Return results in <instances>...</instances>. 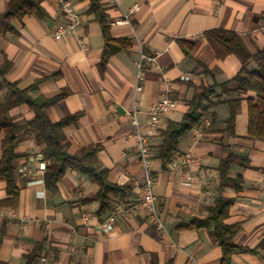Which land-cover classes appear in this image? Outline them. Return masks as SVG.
<instances>
[{
	"label": "crops",
	"instance_id": "crops-1",
	"mask_svg": "<svg viewBox=\"0 0 264 264\" xmlns=\"http://www.w3.org/2000/svg\"><path fill=\"white\" fill-rule=\"evenodd\" d=\"M9 1L0 0V16ZM71 2L80 23L74 34L59 39L53 30L65 16L58 0H41L38 13L14 17L9 24L0 17V67L11 62L6 79L29 89L32 100L63 93L46 113L52 121L79 114L64 127L69 152L100 144V166L108 169L110 181L130 186V194L144 177V168L128 113L137 108L144 122L160 96L172 98L174 108L162 117L151 139L153 192L164 228L157 229L141 214H119L105 230L101 222L110 211L98 214L99 202L88 201L98 187L76 168L66 170L55 191L48 189L40 165L47 166L49 160L36 132L29 129L15 148L16 195L0 175V264H26L32 251L38 254L35 264H221L223 249L210 230L187 226L207 214L216 196L232 200L226 222L240 225L235 244L253 250L232 253L230 264H264V186L258 183L264 173V138L247 136L249 100L257 94L239 91L233 81L223 90L221 83L236 75L241 62L234 54L216 56L204 36L209 29H229L239 33L252 53L264 48V0H97L110 37L127 39L115 43L117 50L104 64L105 38L97 11H90L91 0ZM180 39L193 44L183 47ZM249 66L254 69L257 62ZM186 74L189 79L182 78ZM201 85L216 87L205 102L217 101L204 115L209 122L180 136L164 166L156 156L163 139L160 131L168 121L182 119ZM7 93V87H0V104ZM234 100L239 104L230 133L227 120ZM34 115L28 103H20L6 116L22 124ZM3 138L0 129V159ZM230 152L234 159L229 175L239 176L241 186L220 191V160Z\"/></svg>",
	"mask_w": 264,
	"mask_h": 264
},
{
	"label": "trees",
	"instance_id": "trees-1",
	"mask_svg": "<svg viewBox=\"0 0 264 264\" xmlns=\"http://www.w3.org/2000/svg\"><path fill=\"white\" fill-rule=\"evenodd\" d=\"M41 0H10L8 9L5 14L1 15L3 19L9 21L14 17H20L25 13L40 11ZM91 10H96L102 25V30L105 38V48L102 55V64L108 57L117 50L116 42L127 41L126 38L113 39L108 33V24L105 15L99 11L97 0H91ZM208 43L214 50L216 56L224 58L229 54H234L241 62V68L236 75L221 83L223 90L228 84L233 81L236 83V88L239 91L254 90L257 94L256 98L249 100V125L248 138L252 140L264 138V48L257 49L252 53L242 37L234 30L213 28L204 32ZM182 46L191 47L193 42L184 39L179 40ZM257 62V67L252 69L250 62ZM11 62L7 61L0 67V75L2 81L0 87H7L8 93L6 99L0 104V129L4 130V138L2 139L3 155L0 159V175H3L8 182V190L12 195H16L17 188L14 182V160L17 155L15 148L18 144L19 137L26 131L31 129L36 132L35 138L38 143L44 145L43 156L49 160L45 172L44 182L48 189L55 191L58 181L63 177L69 167L76 168L85 174L91 182L98 187L95 195L88 199L97 200L99 202L98 214L111 211L114 197L116 195H129L131 190L128 185H120L108 179V169L101 167L97 153L100 149V144L92 143L81 147L77 152L70 153V142L64 132V127L76 121L78 113L70 114L58 121H52L46 113V108L63 95H57L49 99L41 101L32 100L29 95V89H20L15 82H10L6 79L5 74L10 68ZM215 85H201L189 100L188 109L183 114L179 121H168L167 126L160 131L162 141L158 146L157 157L161 159L165 166L171 161L175 151V144L180 136L188 131L198 127L203 120L204 115L209 111L210 107L215 106L217 101H210L209 95L215 92ZM28 103L35 115L32 119L18 124L8 119L7 111L10 107ZM239 101L231 102L230 115L227 120V128L232 133L234 116L238 108ZM212 115V114H211ZM234 159V154L229 153L227 157L220 160V183L219 190H223L227 186H234L239 189L241 186V178L239 176H230L229 167ZM232 200L225 199L222 196H216L207 208V214L204 217H196L192 223L187 226L196 228H207L210 230L214 240L222 247L223 256L221 264H230L231 254L234 252L250 250L248 247L236 245L234 236L239 228L237 223H227L226 219L229 216V208ZM110 213V212H109ZM108 213V214H109ZM253 251V250H250ZM38 254L37 251H32L27 255L26 264H35ZM151 264H157L152 261Z\"/></svg>",
	"mask_w": 264,
	"mask_h": 264
},
{
	"label": "built area",
	"instance_id": "built-area-1",
	"mask_svg": "<svg viewBox=\"0 0 264 264\" xmlns=\"http://www.w3.org/2000/svg\"><path fill=\"white\" fill-rule=\"evenodd\" d=\"M59 9L64 13L65 20L59 22L54 30L53 36L56 39L66 37L67 35L74 34L80 23L79 16L76 11V7L71 0H58ZM117 20L115 22H121ZM138 66V79L142 78L141 65L142 61L139 59L136 62ZM182 78L189 79L190 75H183ZM141 84L136 85V89L140 90ZM175 106V101L166 96H160L147 110V117L144 122H141L138 117V110L134 108L128 114L131 122L134 125L133 137L136 140V147L139 159L144 168V177L141 181L135 183L132 188V193L126 196L117 197L114 200L110 213L101 222L102 227L105 230H109L113 227L117 215H122L126 218H132L137 215L145 216L149 221L155 224L157 229H163L164 223L162 220L161 212L158 207V196L153 192V185L155 184V178L152 170V149L151 139L154 136L156 130L160 127L161 119ZM202 122L208 124V116H204ZM190 158V155L187 159ZM173 164L177 165V163ZM46 164L41 162L40 171H44ZM260 186H264V173L260 176L258 181ZM40 260L45 262V256H41Z\"/></svg>",
	"mask_w": 264,
	"mask_h": 264
}]
</instances>
